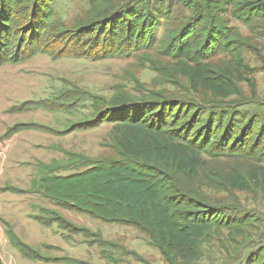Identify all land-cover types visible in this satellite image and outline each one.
Returning a JSON list of instances; mask_svg holds the SVG:
<instances>
[{
  "label": "trees",
  "instance_id": "1",
  "mask_svg": "<svg viewBox=\"0 0 264 264\" xmlns=\"http://www.w3.org/2000/svg\"><path fill=\"white\" fill-rule=\"evenodd\" d=\"M55 3L0 0V65L38 54L65 57L72 48L102 57L149 50L163 19L164 56L176 61L191 93L204 96L166 100L157 95L138 102L126 94L109 101L93 98V118L82 126L114 123L116 157L90 161L68 154L75 158L67 166L84 170L67 176H55L57 168L42 165L41 194L57 207L145 232L166 264L199 262L202 243L214 232L226 231L228 242L236 244L258 220L238 211L236 198L226 204L205 190L232 196L251 188L264 191V121L224 109L243 96V82L250 97L256 96L255 70L243 58L250 39L230 27L229 19L264 29L258 23L264 21V0H95L72 27L55 20ZM218 53L227 59L208 61ZM85 96L73 92L55 111L86 101ZM205 157L254 166L225 171ZM10 241L23 256L34 257L12 233ZM245 264H264V248L249 254Z\"/></svg>",
  "mask_w": 264,
  "mask_h": 264
},
{
  "label": "rangeland",
  "instance_id": "2",
  "mask_svg": "<svg viewBox=\"0 0 264 264\" xmlns=\"http://www.w3.org/2000/svg\"><path fill=\"white\" fill-rule=\"evenodd\" d=\"M94 3L95 0H56L54 18L67 27L75 26ZM262 22L258 21L264 27ZM164 25L162 19L156 42L149 50L102 57L72 48L65 57L38 54L17 64L0 65V264H166L145 232L57 207L37 186L44 176L42 165L57 168L55 176L84 170L68 167L70 158H75L68 154L82 155L90 161L116 157L112 149L117 132L114 123L82 126L93 118V98L109 101L126 94L128 100L138 102L151 101L157 95L166 100L204 96L193 95L176 61L164 56ZM229 25L241 37L250 39L251 47L244 50L243 58L255 70L256 96L250 97L243 82L239 84L243 96L226 102L224 109H236L263 122L264 29L252 30L235 19H229ZM226 59V55L218 53L208 61L220 64ZM164 67L169 71L162 74ZM76 91L86 93L87 100L55 111L62 99ZM205 159L225 171L254 166L251 161L233 158ZM205 193L226 204L236 198L238 211L254 215L258 222L249 226L236 244L228 242L226 231L212 233L202 243V256L195 264H245L249 254L264 248V191L251 188L248 192H234L233 196L210 190ZM10 233L34 257L23 256L10 241Z\"/></svg>",
  "mask_w": 264,
  "mask_h": 264
}]
</instances>
